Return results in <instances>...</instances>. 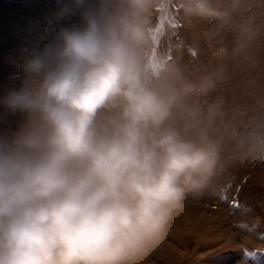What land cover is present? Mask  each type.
Here are the masks:
<instances>
[{
  "label": "clouds",
  "instance_id": "9594fccd",
  "mask_svg": "<svg viewBox=\"0 0 264 264\" xmlns=\"http://www.w3.org/2000/svg\"><path fill=\"white\" fill-rule=\"evenodd\" d=\"M152 3L62 0L52 37L23 54L19 85L0 94V264H138L211 185L218 145L167 122L212 81L145 76ZM183 7L227 15L212 0Z\"/></svg>",
  "mask_w": 264,
  "mask_h": 264
},
{
  "label": "rangeland",
  "instance_id": "374dc122",
  "mask_svg": "<svg viewBox=\"0 0 264 264\" xmlns=\"http://www.w3.org/2000/svg\"><path fill=\"white\" fill-rule=\"evenodd\" d=\"M61 2L0 0V94L19 85L23 54L57 30ZM212 4L227 15L187 16L183 0H153L147 13L145 76L168 70L193 85L212 81L184 96L167 126L194 142L214 141L219 165L138 264H264V0Z\"/></svg>",
  "mask_w": 264,
  "mask_h": 264
},
{
  "label": "snow or ice",
  "instance_id": "6c2138e0",
  "mask_svg": "<svg viewBox=\"0 0 264 264\" xmlns=\"http://www.w3.org/2000/svg\"><path fill=\"white\" fill-rule=\"evenodd\" d=\"M245 256H251L252 254L251 253H249L247 250H245Z\"/></svg>",
  "mask_w": 264,
  "mask_h": 264
}]
</instances>
